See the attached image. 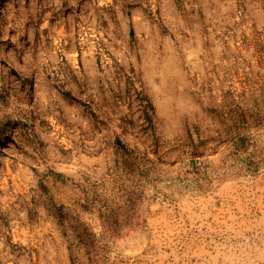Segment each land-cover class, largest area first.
<instances>
[{
  "label": "rangeland",
  "instance_id": "1",
  "mask_svg": "<svg viewBox=\"0 0 264 264\" xmlns=\"http://www.w3.org/2000/svg\"><path fill=\"white\" fill-rule=\"evenodd\" d=\"M238 135L264 0H0V264H264Z\"/></svg>",
  "mask_w": 264,
  "mask_h": 264
},
{
  "label": "trees",
  "instance_id": "2",
  "mask_svg": "<svg viewBox=\"0 0 264 264\" xmlns=\"http://www.w3.org/2000/svg\"><path fill=\"white\" fill-rule=\"evenodd\" d=\"M234 139L235 140L233 144L232 154L236 155V160H239L240 163L245 166L244 168L246 170L251 171L256 169L260 165V163L264 161V158L262 157L264 155V152L254 149L257 153L256 156H245L244 153L247 151L248 137L238 135Z\"/></svg>",
  "mask_w": 264,
  "mask_h": 264
}]
</instances>
